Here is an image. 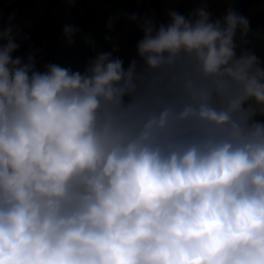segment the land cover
Returning a JSON list of instances; mask_svg holds the SVG:
<instances>
[{
    "label": "clouds",
    "instance_id": "obj_1",
    "mask_svg": "<svg viewBox=\"0 0 264 264\" xmlns=\"http://www.w3.org/2000/svg\"><path fill=\"white\" fill-rule=\"evenodd\" d=\"M169 16L140 22L127 68L107 52L83 72L13 59L0 30V264H264V67L235 42L249 22Z\"/></svg>",
    "mask_w": 264,
    "mask_h": 264
},
{
    "label": "crops",
    "instance_id": "obj_2",
    "mask_svg": "<svg viewBox=\"0 0 264 264\" xmlns=\"http://www.w3.org/2000/svg\"><path fill=\"white\" fill-rule=\"evenodd\" d=\"M191 14L204 8L211 21L222 20L235 0H190ZM137 19L133 21L131 17ZM194 18V16L192 17ZM151 19L158 27L166 25L165 0H51L41 20L28 33L15 39L19 45L12 53L27 63L29 55L37 70L49 63L83 72L99 53L111 52L127 68L137 56V43L143 38L140 22ZM66 25L77 29L69 44L64 34ZM91 40L93 43L89 44ZM237 55L242 50L253 52L264 67V11L249 25V32L236 41ZM256 119L264 120L257 116Z\"/></svg>",
    "mask_w": 264,
    "mask_h": 264
},
{
    "label": "water",
    "instance_id": "obj_3",
    "mask_svg": "<svg viewBox=\"0 0 264 264\" xmlns=\"http://www.w3.org/2000/svg\"><path fill=\"white\" fill-rule=\"evenodd\" d=\"M51 0H38L34 8L31 12L26 15L20 21L13 23L11 25L0 27V30L7 29L11 27L13 29L12 35L14 40L17 38L22 37L26 33H28L36 24L41 20L46 9L49 5ZM180 0H165V17H166V25L171 22L169 12L176 11L178 12ZM264 10V0H259L254 3L243 15V17L247 18L249 24L251 21L261 12ZM240 32L237 31L235 42L239 39Z\"/></svg>",
    "mask_w": 264,
    "mask_h": 264
},
{
    "label": "trees",
    "instance_id": "obj_4",
    "mask_svg": "<svg viewBox=\"0 0 264 264\" xmlns=\"http://www.w3.org/2000/svg\"><path fill=\"white\" fill-rule=\"evenodd\" d=\"M37 1L38 0H0V27L11 25L23 19L31 12ZM257 1L259 0H235L231 10H234L239 15L243 16ZM178 13L182 15L180 1Z\"/></svg>",
    "mask_w": 264,
    "mask_h": 264
},
{
    "label": "built area",
    "instance_id": "obj_5",
    "mask_svg": "<svg viewBox=\"0 0 264 264\" xmlns=\"http://www.w3.org/2000/svg\"><path fill=\"white\" fill-rule=\"evenodd\" d=\"M180 7H181L182 15L185 16L186 18H189L190 13H191V8H192L191 1L190 0H180Z\"/></svg>",
    "mask_w": 264,
    "mask_h": 264
}]
</instances>
